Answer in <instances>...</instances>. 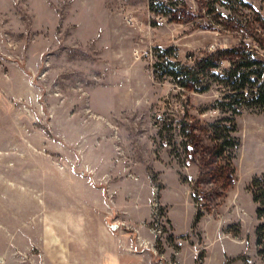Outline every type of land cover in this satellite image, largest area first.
I'll use <instances>...</instances> for the list:
<instances>
[{"label":"rangeland","instance_id":"obj_1","mask_svg":"<svg viewBox=\"0 0 264 264\" xmlns=\"http://www.w3.org/2000/svg\"><path fill=\"white\" fill-rule=\"evenodd\" d=\"M153 4L0 0V264H264V0Z\"/></svg>","mask_w":264,"mask_h":264},{"label":"trees","instance_id":"obj_2","mask_svg":"<svg viewBox=\"0 0 264 264\" xmlns=\"http://www.w3.org/2000/svg\"><path fill=\"white\" fill-rule=\"evenodd\" d=\"M155 0H151V9L156 10L154 7ZM156 6V5H155ZM254 50H249L248 53H243L241 55H233L231 60L232 65L228 70H225V74L229 76L230 82H232L233 89L231 92H237L242 98L246 99L248 105L251 106H264V61H259L255 59ZM208 56L206 59L207 60ZM240 58V59H236ZM172 65L177 71H169V74L173 76L182 87H189L190 84L197 85L202 80L201 71L195 70L194 66L182 64L180 62H173ZM213 68L217 67V64L210 65ZM232 148L237 146V142L234 138L232 141L225 143ZM258 179L254 180L255 186L258 184ZM259 186V185H258ZM260 193L254 196L256 202L264 204V189L260 187ZM262 212V209H259Z\"/></svg>","mask_w":264,"mask_h":264}]
</instances>
